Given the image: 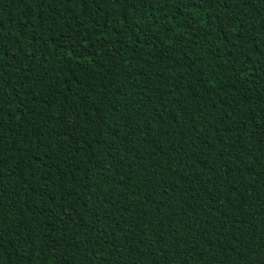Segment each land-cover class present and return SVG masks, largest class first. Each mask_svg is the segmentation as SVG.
I'll return each instance as SVG.
<instances>
[{"label": "trees", "instance_id": "trees-1", "mask_svg": "<svg viewBox=\"0 0 264 264\" xmlns=\"http://www.w3.org/2000/svg\"><path fill=\"white\" fill-rule=\"evenodd\" d=\"M0 264H264V0H0Z\"/></svg>", "mask_w": 264, "mask_h": 264}]
</instances>
